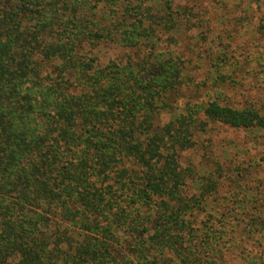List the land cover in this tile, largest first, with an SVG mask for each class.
<instances>
[{"label":"trees","instance_id":"16d2710c","mask_svg":"<svg viewBox=\"0 0 264 264\" xmlns=\"http://www.w3.org/2000/svg\"><path fill=\"white\" fill-rule=\"evenodd\" d=\"M192 17L172 0H0V264H231L236 235L205 210L216 182L180 154L264 116L222 104L223 51L215 98L177 102L192 77L158 44ZM108 42L127 55L103 65Z\"/></svg>","mask_w":264,"mask_h":264},{"label":"rangeland","instance_id":"374dc122","mask_svg":"<svg viewBox=\"0 0 264 264\" xmlns=\"http://www.w3.org/2000/svg\"><path fill=\"white\" fill-rule=\"evenodd\" d=\"M172 1L176 9L193 13L191 19L196 23L190 31L176 33L174 40L162 36L158 44V50L166 55L180 56L192 77L189 88L175 97L177 102L201 103L215 98L211 97V83L218 73L212 63L223 51L227 68L220 74L233 82L219 86L222 104L253 107L264 116V31L258 30L264 19V0ZM126 53L127 49L108 42L91 55L104 65L122 60ZM167 119V114L161 116L162 123ZM180 161L195 178L208 175L216 182L205 210L216 218L215 225L223 219L225 228L236 235L231 264H264V231L261 226L249 228L257 216L264 221V128L235 130L214 125L199 138L195 149L180 154ZM195 187L187 179L188 194H193ZM237 199L244 204L238 205ZM202 219L204 214L199 216V221ZM260 251L262 258L257 259Z\"/></svg>","mask_w":264,"mask_h":264}]
</instances>
